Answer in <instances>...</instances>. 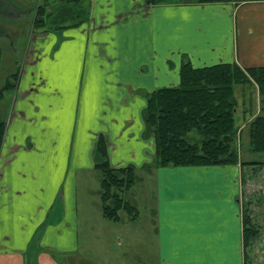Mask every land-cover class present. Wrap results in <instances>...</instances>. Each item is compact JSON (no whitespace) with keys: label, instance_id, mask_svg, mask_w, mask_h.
Segmentation results:
<instances>
[{"label":"crops","instance_id":"obj_1","mask_svg":"<svg viewBox=\"0 0 264 264\" xmlns=\"http://www.w3.org/2000/svg\"><path fill=\"white\" fill-rule=\"evenodd\" d=\"M133 1L90 0L85 23L39 33L3 92L0 264L81 263L80 235L93 239L105 227L97 224L99 183L88 177L97 176V137L106 139L111 166L148 161L146 98L178 82L181 61L264 64V0ZM237 164L153 169L151 234L137 228L152 254L144 264L245 263ZM106 247L109 254L86 261L124 260Z\"/></svg>","mask_w":264,"mask_h":264},{"label":"trees","instance_id":"obj_2","mask_svg":"<svg viewBox=\"0 0 264 264\" xmlns=\"http://www.w3.org/2000/svg\"><path fill=\"white\" fill-rule=\"evenodd\" d=\"M59 20L71 18L78 24L87 14L84 0H59ZM157 2V0H146ZM240 3L253 0H168ZM14 2L0 0V17L14 12ZM16 8V7H15ZM44 5H37L34 26L45 24ZM49 14V13H48ZM67 16V17H66ZM61 17V18H60ZM53 24V23H51ZM59 25V24H58ZM59 28V26L57 27ZM1 35V34H0ZM1 56V53H0ZM12 77L17 78L13 72ZM255 84L261 96L262 106L244 123L247 143L251 151H264V64L241 66L236 61H220L211 64L193 65L188 59L180 62L178 82L158 86L149 91L143 109L145 127L153 137L152 162L155 166L248 163L240 160L236 139L241 129L236 125L235 85ZM14 83L8 79L0 87V98ZM5 119L0 115V147L5 131ZM252 163V162H251ZM95 168L99 173V195L102 214L118 219L119 209L132 211L121 194L134 181L132 165L111 166L108 162L106 139L99 134L96 140ZM243 257L247 258L248 246L257 233L246 207L241 210Z\"/></svg>","mask_w":264,"mask_h":264},{"label":"rangeland","instance_id":"obj_3","mask_svg":"<svg viewBox=\"0 0 264 264\" xmlns=\"http://www.w3.org/2000/svg\"><path fill=\"white\" fill-rule=\"evenodd\" d=\"M10 1L14 2V6L11 8L14 12L6 13L4 17H0V87L6 79H8L9 83H16L20 68L32 48L31 44L35 36L46 31L62 30V28L77 26L90 19V0L83 1L85 7L89 8L88 14L76 25L73 24L71 18L62 19L61 17L63 21L54 23L55 20H59V10L63 7V3L59 0ZM138 1L155 5L168 0H157L156 3L146 0H135L132 5H136ZM39 4L45 6V24L42 27H36L33 23L35 9ZM58 26L59 28H57ZM13 72L17 73V78L11 76ZM234 95L237 101L235 111L236 125L238 129H241V137L236 139L235 147L239 150L240 160L250 161L242 165H235L238 170L240 168L241 173L238 191L239 210L241 211L246 207L251 222L257 228V233L247 248L248 253L247 258L244 259V264H264V151L250 150L245 127H243L251 115L257 113L261 108L262 101L261 96L257 92V87L253 83L235 85ZM144 133L145 135H151L145 124ZM152 157L153 153L148 161L137 168L135 165L128 163V165L134 167V181L121 194L123 199L129 204H133L135 208L130 212L127 209H119V221L104 218L101 215L102 212H98L97 224H100L101 219H103L101 223L105 227H101V233L95 234L93 239L80 235L81 242L83 241L84 244V248L80 249L81 255L84 257L80 264H89L88 260L86 261L87 256L95 260L103 257L102 252L108 245L112 247V252H119L122 259H124L120 261V264H144V260L151 261L150 246L147 247L149 249L147 250L141 242H138L137 236L140 233V229L137 228L144 227V231H148V227L151 225L153 200L155 198V181L152 173L153 169L158 167L153 164ZM88 177L92 183L93 181L96 183L98 181L99 183L97 178L99 177L98 170L95 178L92 174H89ZM148 232L151 234L150 231ZM119 238L122 239V243L117 245ZM103 244L106 246L103 247ZM107 251V254H109L110 249L107 248Z\"/></svg>","mask_w":264,"mask_h":264}]
</instances>
